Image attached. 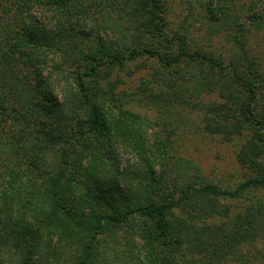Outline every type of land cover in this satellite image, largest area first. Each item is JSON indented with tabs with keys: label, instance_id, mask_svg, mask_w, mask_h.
I'll list each match as a JSON object with an SVG mask.
<instances>
[{
	"label": "trees",
	"instance_id": "16d2710c",
	"mask_svg": "<svg viewBox=\"0 0 264 264\" xmlns=\"http://www.w3.org/2000/svg\"><path fill=\"white\" fill-rule=\"evenodd\" d=\"M173 2L0 0V264H264V0H195L225 55L173 29ZM187 110L243 139L244 180L178 153Z\"/></svg>",
	"mask_w": 264,
	"mask_h": 264
},
{
	"label": "rangeland",
	"instance_id": "374dc122",
	"mask_svg": "<svg viewBox=\"0 0 264 264\" xmlns=\"http://www.w3.org/2000/svg\"><path fill=\"white\" fill-rule=\"evenodd\" d=\"M194 1L195 7L192 9L189 0H174L172 4L173 29L184 31L189 27L191 46L215 52L216 55H225L230 44L225 39V34L220 33L210 36L205 25L202 23L201 16L196 13H204L203 8ZM262 0H232V6L244 8L242 13L245 15L248 9H252L255 2L261 3ZM246 21V20H245ZM181 25H185L181 27ZM251 53L264 57V28L261 30L252 29L249 36ZM143 61V60H142ZM142 61L138 66L141 71L134 72L129 77L126 71L120 74L125 80L124 89L131 94L138 90L141 79L146 75L148 68H143ZM147 67L151 64L146 62ZM134 68V65H132ZM138 96H134L136 99ZM129 108L141 114L152 117L155 109L151 104L134 100ZM187 127L181 128V136L177 142V150L180 155L191 158L199 166L202 173L210 181L219 183L223 186H232L244 180L246 172L237 162V153L241 147L243 139H235L230 142L223 141L219 136H210L200 129V113L189 110L183 113ZM259 197L264 199V188L254 191Z\"/></svg>",
	"mask_w": 264,
	"mask_h": 264
}]
</instances>
